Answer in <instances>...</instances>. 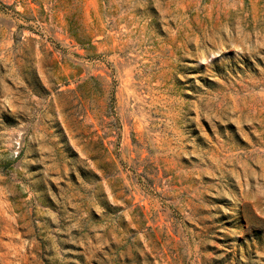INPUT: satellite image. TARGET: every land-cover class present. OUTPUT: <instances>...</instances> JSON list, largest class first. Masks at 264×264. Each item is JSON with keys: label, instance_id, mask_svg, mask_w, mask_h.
<instances>
[{"label": "rangeland", "instance_id": "rangeland-1", "mask_svg": "<svg viewBox=\"0 0 264 264\" xmlns=\"http://www.w3.org/2000/svg\"><path fill=\"white\" fill-rule=\"evenodd\" d=\"M0 264H264V0H0Z\"/></svg>", "mask_w": 264, "mask_h": 264}]
</instances>
